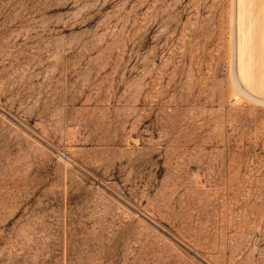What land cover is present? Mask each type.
I'll return each mask as SVG.
<instances>
[{
  "label": "rangeland",
  "instance_id": "374dc122",
  "mask_svg": "<svg viewBox=\"0 0 264 264\" xmlns=\"http://www.w3.org/2000/svg\"><path fill=\"white\" fill-rule=\"evenodd\" d=\"M250 1L0 0V264H264Z\"/></svg>",
  "mask_w": 264,
  "mask_h": 264
},
{
  "label": "bare ground",
  "instance_id": "6f19581e",
  "mask_svg": "<svg viewBox=\"0 0 264 264\" xmlns=\"http://www.w3.org/2000/svg\"><path fill=\"white\" fill-rule=\"evenodd\" d=\"M246 4L249 5L244 7L241 19V70L245 80L253 82L254 87L263 89L264 92V15L261 9L263 6L252 0ZM259 64L263 65L261 72Z\"/></svg>",
  "mask_w": 264,
  "mask_h": 264
}]
</instances>
